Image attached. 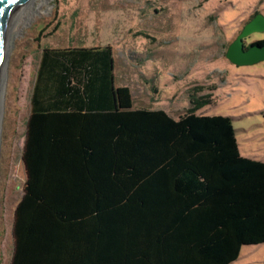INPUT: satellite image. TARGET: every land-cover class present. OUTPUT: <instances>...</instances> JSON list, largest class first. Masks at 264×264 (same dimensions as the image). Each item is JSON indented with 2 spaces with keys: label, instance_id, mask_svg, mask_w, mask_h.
Listing matches in <instances>:
<instances>
[{
  "label": "trees",
  "instance_id": "16d2710c",
  "mask_svg": "<svg viewBox=\"0 0 264 264\" xmlns=\"http://www.w3.org/2000/svg\"><path fill=\"white\" fill-rule=\"evenodd\" d=\"M112 62L110 46L42 48L10 264H234L264 244V162L231 119L197 114L199 87L183 111L135 108Z\"/></svg>",
  "mask_w": 264,
  "mask_h": 264
},
{
  "label": "rangeland",
  "instance_id": "374dc122",
  "mask_svg": "<svg viewBox=\"0 0 264 264\" xmlns=\"http://www.w3.org/2000/svg\"><path fill=\"white\" fill-rule=\"evenodd\" d=\"M254 13L264 16V0H31L2 51L0 264H10L13 255L30 97L42 48L110 45L115 83L131 95L135 89L137 106L147 109H188V91L199 87V96L210 97L196 113L230 118L239 153L264 162V61L235 66L225 58ZM57 23L59 30L47 35ZM259 40L264 33L252 34L247 44ZM234 264H264V244L243 247Z\"/></svg>",
  "mask_w": 264,
  "mask_h": 264
},
{
  "label": "water",
  "instance_id": "95a60500",
  "mask_svg": "<svg viewBox=\"0 0 264 264\" xmlns=\"http://www.w3.org/2000/svg\"><path fill=\"white\" fill-rule=\"evenodd\" d=\"M31 0H0V66L1 54L13 31L20 13ZM254 33H264V16L256 14L230 43L225 58L235 66H251L264 61V44H249L247 38ZM1 69V67H0ZM24 163V161H23ZM25 167V164H24Z\"/></svg>",
  "mask_w": 264,
  "mask_h": 264
},
{
  "label": "crops",
  "instance_id": "0c3cea01",
  "mask_svg": "<svg viewBox=\"0 0 264 264\" xmlns=\"http://www.w3.org/2000/svg\"><path fill=\"white\" fill-rule=\"evenodd\" d=\"M250 18V17H249ZM249 20H247V22H248ZM246 22V23H247ZM245 23V24H246ZM105 46H110V45H106V44H102V43H98V44H96V45H91V46H88V47H80V48H83V49H90V48H99V47H105ZM70 46H67V47H64V48H51V47H49V46H47V47H44V48H46V49H65V48H69ZM71 47H75V46H71ZM111 47V46H110ZM75 48H79V47H75ZM112 48V47H111ZM112 60H113V62H112V70H113V76H112V86L113 87H125V85H117L116 83H115V77H114V54H113V49H112ZM139 85V84H138ZM145 90L146 89H143V92H141V93H144L145 92ZM134 91H135V89H134ZM134 91L132 90V92H133V95H131L132 96V99H133V107H135V108H145L144 107V105H142L143 107H141V106H137L138 104H137V102L135 101V97H134ZM130 93H131V91H130ZM134 102H136V104L134 103ZM167 113V112H166ZM170 113V112H169Z\"/></svg>",
  "mask_w": 264,
  "mask_h": 264
},
{
  "label": "bare ground",
  "instance_id": "6f19581e",
  "mask_svg": "<svg viewBox=\"0 0 264 264\" xmlns=\"http://www.w3.org/2000/svg\"><path fill=\"white\" fill-rule=\"evenodd\" d=\"M42 4H38V6H41ZM4 54L2 53V56H1V69H3L2 67H3V65H4ZM1 69H0V87H1V85L3 84L2 82H3V80H2V76H1V72H4L3 70L1 71ZM5 79V78H4ZM0 89H2V88H0ZM1 96V95H0ZM0 101H1V99H0Z\"/></svg>",
  "mask_w": 264,
  "mask_h": 264
},
{
  "label": "flooded vegetation",
  "instance_id": "af4514ba",
  "mask_svg": "<svg viewBox=\"0 0 264 264\" xmlns=\"http://www.w3.org/2000/svg\"><path fill=\"white\" fill-rule=\"evenodd\" d=\"M247 42H248V41H247ZM253 42H255V41H252V42H251V43H249V44H252ZM249 44H247V43H246V46H249Z\"/></svg>",
  "mask_w": 264,
  "mask_h": 264
}]
</instances>
